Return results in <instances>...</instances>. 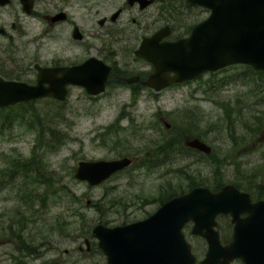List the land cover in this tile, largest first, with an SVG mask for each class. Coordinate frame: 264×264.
<instances>
[{
    "label": "rangeland",
    "instance_id": "1",
    "mask_svg": "<svg viewBox=\"0 0 264 264\" xmlns=\"http://www.w3.org/2000/svg\"><path fill=\"white\" fill-rule=\"evenodd\" d=\"M159 117L180 141L200 136L210 155L174 147L158 154ZM124 155L130 166L102 184L73 176L79 160ZM190 180L264 191V73L234 64L158 93L137 95L111 84L90 96L78 86L61 102L43 98L0 108V264H103L90 237L95 223L145 218L159 198L188 190ZM184 233L200 259L204 239L189 224ZM84 237L89 252L78 250L85 249Z\"/></svg>",
    "mask_w": 264,
    "mask_h": 264
},
{
    "label": "water",
    "instance_id": "2",
    "mask_svg": "<svg viewBox=\"0 0 264 264\" xmlns=\"http://www.w3.org/2000/svg\"><path fill=\"white\" fill-rule=\"evenodd\" d=\"M188 1L208 8V16L185 38L161 41L168 34L166 30L143 40L136 54L154 66L144 84L160 90L233 63L264 70V0ZM36 67L35 84L0 76V106L47 95L63 99L69 83L97 94L104 90L109 72V67L95 57L72 67ZM52 70L61 76L52 78ZM165 125L169 126L166 122ZM185 144L210 152V147L198 138L188 139ZM129 163L127 157L81 160L74 176L96 185ZM219 213L229 214L233 223L232 239L226 244L220 242L214 229ZM243 213L246 215L241 217ZM188 220L193 221L192 232L202 235L207 242L200 264H230L233 259H241L244 264H264V199L252 202L248 193L233 184H225L216 192L192 188L164 202L142 220L114 227L99 223L91 233L106 255L105 264H194L195 256L181 231ZM85 243L88 248L87 239Z\"/></svg>",
    "mask_w": 264,
    "mask_h": 264
},
{
    "label": "flooded vegetation",
    "instance_id": "3",
    "mask_svg": "<svg viewBox=\"0 0 264 264\" xmlns=\"http://www.w3.org/2000/svg\"><path fill=\"white\" fill-rule=\"evenodd\" d=\"M208 12L187 0H0V71L35 81L36 65L74 66L95 56L111 67L105 87L140 95L152 90L144 80L153 70L135 54L142 40L163 27V40L186 36Z\"/></svg>",
    "mask_w": 264,
    "mask_h": 264
},
{
    "label": "trees",
    "instance_id": "4",
    "mask_svg": "<svg viewBox=\"0 0 264 264\" xmlns=\"http://www.w3.org/2000/svg\"><path fill=\"white\" fill-rule=\"evenodd\" d=\"M249 68V67H248ZM250 69V68H249ZM250 71L253 73V74H263L264 72H260V71H253L252 69H250ZM258 123L261 124L262 120L259 118L258 120ZM172 129V128H171ZM171 129L169 130H165L164 128H162V142H160L159 144H156L158 146V148L160 149L159 150V154H165L167 155L168 153L171 152L170 148H175L178 149V151H188L181 143L179 137H175L174 134H172V132L170 131ZM24 165H26L27 163H23ZM189 186H193V185H197V183L195 182V180H190L188 182ZM235 185L241 187L240 185H238L237 183H235ZM243 189H245L246 191H248L249 193H251V195L253 197H256V198H259V197H263L264 196V191L261 189L260 186H255V187H249L247 186V188L245 187H241ZM256 190V191H254ZM183 192V191H182ZM71 214H69L70 216ZM69 221H67L66 219H63V223H66L68 224ZM226 238V235L223 234L222 235V239L223 241L226 242V240H224ZM33 252V251H31ZM23 255L24 254H27V250H22L21 252Z\"/></svg>",
    "mask_w": 264,
    "mask_h": 264
}]
</instances>
